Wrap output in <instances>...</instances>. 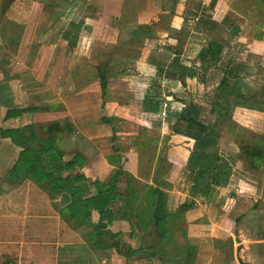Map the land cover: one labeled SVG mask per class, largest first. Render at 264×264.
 Here are the masks:
<instances>
[{
	"label": "rangeland",
	"instance_id": "rangeland-1",
	"mask_svg": "<svg viewBox=\"0 0 264 264\" xmlns=\"http://www.w3.org/2000/svg\"><path fill=\"white\" fill-rule=\"evenodd\" d=\"M213 1L124 0L122 3L113 0L110 9L112 16L121 17L119 23L126 29L132 28L131 22L137 19L138 11H146L144 17L140 16L145 23L144 29L139 28L137 36L133 38L135 40L132 39L129 44L142 57L148 53L155 57V51L159 52L169 45V38L175 34L179 35L180 41H188L185 31L190 32L191 27L197 31L202 23L210 29V33H206L210 35L205 36L208 41L224 43L220 66H211L208 83L202 85L194 82L193 87L187 90L191 96L187 97L165 89L160 79L152 76L154 70L149 72L150 67L136 62L108 65L105 42L107 33L109 37L113 36L110 35L112 31L108 30L110 24L103 25L96 21L102 31L97 32V29L95 37L98 36L104 42L98 50H94L92 42L75 49L77 43L70 45V42H76L73 39L68 40V46L64 43L57 49L49 48L53 37L54 40L59 39L62 28L58 26L49 33L50 24H45V17L49 13L61 16L67 10L68 21L73 17V13H70L74 0H0V85L1 80L2 85H8L6 90L0 89V102H10V107L35 109L29 115L11 119L4 125L25 127L35 124L40 138L53 140L57 148L65 153L67 160L73 159L76 154L85 158L83 167L67 171L68 174L84 173L100 181L105 189L116 185L121 193L112 204L117 216L113 223L107 224L105 232L108 233H99L94 227L85 224L79 225L76 230H81V245L66 246V249H71L73 256L69 261L60 259L59 264H217L232 254L230 243L219 236L234 234L236 212L228 215L219 202L223 198L229 199L233 192L227 188L221 197L216 194L209 196L211 187L206 189L214 178L219 179V186L223 188L230 186V182L234 184L232 175L235 162L232 160L231 164L225 159L223 168L217 174L197 178L188 169V160L194 151L195 138L201 137L200 127L177 121L175 113L182 111L189 102L198 101L200 120L214 129L211 139L214 141L218 136L220 154L241 153V140L229 146V149L219 144L229 117L218 112L214 101L218 96V86L226 77L227 83L252 91L258 98H252L251 105L258 108L255 110L264 112V0ZM86 5H92L89 9L93 14L96 9L104 8L102 0H87ZM226 11L231 16L221 19ZM153 14L159 17L155 18ZM183 17V25L174 29L171 23L180 21L182 24ZM235 25L241 27H238L241 33L237 37L232 35ZM140 33L145 37L139 36ZM190 36L188 38L193 49L198 43L208 42L191 40ZM255 36H259L258 42H253ZM149 37L152 39H147ZM113 50L119 52L117 54L133 51H126L118 45ZM116 59L120 58L117 56ZM163 71L165 68L158 69L159 74ZM103 74L108 79L105 91L101 81ZM4 81L7 82L4 84ZM139 83L150 89L146 92ZM144 96L150 100L159 97L169 104V108L163 113L149 114ZM179 101L186 103L181 104ZM238 107L231 108L232 116ZM178 135L193 138L194 141H189L194 143L193 146L173 140ZM246 139L252 142L250 135ZM1 149H4V153L7 151L3 147ZM121 153H126L129 159L127 167L123 169ZM27 180L30 179L25 178L18 183L25 184ZM13 182L16 181L0 176V185L3 187L14 185ZM232 184L230 189L234 187ZM26 185L31 188L37 183L28 182ZM156 186L166 192L168 210L177 213L170 225V235L164 239L153 221ZM49 194L52 202L62 200V194L58 192ZM186 202L192 203V206L180 212L181 205ZM208 203L211 205L208 214L203 216L204 211L198 209L192 216L201 224H206L203 219L209 216L215 219L214 225L210 221L208 226L204 225L206 228L196 232L199 237L202 234L207 237L200 244L189 236L187 214L196 205L205 207ZM59 206H54V209L69 223L70 211L64 208V204L62 208ZM91 223L100 225V215L96 210L92 213ZM50 238L48 242L37 241L34 245L55 253L53 248L59 243ZM68 238L79 239L77 245L81 241L78 235ZM117 242L122 252L117 250ZM132 249L138 251L134 256L130 255ZM212 250H222L221 258L219 253L213 258L206 255ZM59 252L63 255L64 250L60 249Z\"/></svg>",
	"mask_w": 264,
	"mask_h": 264
},
{
	"label": "crops",
	"instance_id": "crops-1",
	"mask_svg": "<svg viewBox=\"0 0 264 264\" xmlns=\"http://www.w3.org/2000/svg\"><path fill=\"white\" fill-rule=\"evenodd\" d=\"M102 1L104 8L96 9V13L93 14L90 13L89 9L92 7V5L85 6L87 0H74L71 5V9L73 11L70 13H73V17L69 18L68 21L67 15H69V11L67 10H65L61 16L60 14L56 15L54 13H49L47 17H45V24H50L49 33L51 31L53 32V30H55L54 28L58 26L59 28H62L59 39L54 40L53 37V40L51 41L52 43L48 45L49 48L57 49V46H61L64 43H66L68 46V40L73 39L77 43L75 49L78 47L82 48L85 46V44L92 42V44H94V50H98L100 49V45L104 44V42L98 39V36L95 37V31L97 29L99 30L97 32L102 31L101 28L96 25V21L101 22L103 25L110 24L111 27H109L108 30L112 31L110 35L113 36L109 37V34L107 33V41L105 42L107 44L106 48H108V50H106L108 54L106 63H108V65H126L136 62L146 68L150 67L151 69L149 68V72H153L154 70L155 73L152 76L159 78L160 84L165 89H167L169 92H176L175 94H178V96L187 95V97L191 96L187 90H190L191 86L193 87L194 82H199L202 85H206L208 83L211 66H220L225 45L223 42L218 40L213 41L209 39L210 41H208L205 36L210 35L206 34L210 33V29L204 26L203 23H200L201 25L199 26V29L197 28V31L193 29V27H191L192 29L190 32L185 31L187 32L188 41H180L178 38L179 35L175 34V36L169 38V45L165 46L159 52L155 51V57L148 55L149 53L147 56L142 57V54L135 52V49L129 46V44H131V40L137 36L139 28L144 29L143 24L145 23L142 21V18L144 15H146V11H138L137 19L135 22H131L132 28L127 27L128 29H126L123 28V26H121L119 23V19L121 17L119 15L112 16L111 14L112 12L110 9L113 6V0ZM118 1L124 3V0ZM143 1L146 2L151 0ZM152 1L158 2L159 0ZM82 11L85 14L82 13ZM234 12L236 13L237 11ZM229 13V11H226V13L222 15L221 19L231 16V13ZM153 17L158 18L159 16L158 14H153ZM176 17L179 18V16ZM183 20L184 17L182 18V24L180 21H173L171 23L173 25L171 26L173 28L175 27L174 29L177 30V27H181L183 25ZM71 22L82 24V28L77 39L72 38V35L69 39L64 38V34L68 30ZM235 26V29L232 27V29H234L232 30V35L237 37L241 33L239 32V28L241 29V27H239L240 25H238L239 28L237 25ZM218 27H221V25H218ZM136 28L137 30H135ZM134 30L135 32H133ZM141 34L142 33H140L139 36L145 37L143 34ZM195 34H197V36H195ZM189 35H191V40L198 39L202 42H208L205 44L198 43L196 48L193 49L192 44L189 42ZM120 38L123 40H120ZM147 39L151 40L152 38L149 37ZM134 40L135 39H133V41ZM258 40H260L259 36L258 38L255 36L253 42H258ZM116 44L126 51H133L130 53L123 52L121 54H117L119 52H115V50H113V47L117 46ZM210 47L214 54H210ZM117 56L120 59L117 60ZM197 66H199V68H197ZM160 67L161 69L165 68V71H163L161 74L158 72ZM174 69H176V71ZM189 72H194L195 75L191 77L188 75ZM6 82L7 81H4V84ZM7 86V83L2 85L1 80L0 89L6 90ZM139 86L142 88L145 87L144 89L146 92L148 89H150L148 88L149 86H145L144 84L140 85L139 83ZM241 89L247 95H252L254 98H258L252 93V91H248L244 87H241ZM146 99L147 97L144 96L143 101ZM195 101L192 102L198 104V101ZM161 102L160 110L155 113L149 112V114L153 115L165 112V101L162 100ZM179 102L183 104L185 101ZM0 106L3 107V109L0 110V129L14 128V126L6 127L4 123L17 117L5 120V116L8 110L21 107H10V102H0ZM255 109L258 108H254L252 105L249 107L239 106L236 108L234 115L228 119L223 127L222 137L219 141V144L222 145V148L227 147V149H229L228 147L236 143V141L247 138L249 135L252 136V134H258L264 137V112H260ZM30 113L31 112H25L20 117H23L24 115L26 116L27 114L29 115ZM173 140L182 141L184 142L185 146H193L194 144L189 142L194 141V139L188 137L187 135H178V137H174ZM250 140L252 142L257 141L254 138ZM1 147L5 148L7 151L5 153L2 152L4 149L2 150ZM20 150H22V148L14 144L10 138H3L0 135V176H2L4 179L8 180L9 174L12 172L13 167L19 158L21 152ZM186 150L189 152V149ZM222 156L231 164H233V161L235 162V171L232 175L234 184L230 182L232 185H234V187L233 189H230L231 184H229L230 186L224 188L223 186L212 185L209 196L216 194L221 197L227 188L233 192L231 193V197L229 199L223 198L222 202L220 201L219 204L221 205L223 211H226L228 215H232L236 212V224L234 227V234L231 233V235H224V237H222L223 235L219 236V238L227 239V241L230 243V247L233 249V252L230 256L227 255V258L225 257L226 260L224 262L217 264H240V259L249 264H264V164L250 166L244 160L239 158V154L236 155L228 153L226 156ZM228 156L231 158H228ZM28 182L33 183L32 180H27L25 184H19L17 181L13 182L15 184L11 185L10 187H3L0 185V264H59L60 259L69 261V259H71L73 256L72 251L70 248V250H68L65 247L81 245V230H76L77 227L73 226L72 224L70 225L66 218L62 216V214L60 215L58 210L56 211L54 209V206L56 207L57 201L52 202L51 195L49 194L50 192L38 185H33L34 187L29 188V186L26 185ZM226 197H228V195ZM232 201V207L230 209H226L224 207L226 202ZM57 204V207L59 204L63 206L61 202H57ZM61 206H59V208H62ZM196 206L195 208H191L187 214V218L190 223L189 236L190 238H193V241L196 243L203 244V240H206L207 237L204 234H202V237H199L196 232L206 228L204 225L208 226V222L210 221L212 222V225H214L213 222L215 219H212L209 216L207 219H203L206 224H201V221H197L195 219L196 217L192 216L197 213L196 210L198 209H202L204 211L202 214L205 216V214L209 213L208 210L211 205L208 203L205 205V207ZM71 235H78V237H80L81 241H78V245L77 240L79 239L73 240L72 238L74 236L69 239L68 236ZM196 236L198 240L196 239ZM50 237L57 240V244L59 243L53 248L55 253L46 252L44 249L41 250L38 248V246L34 245V243L37 241V243L40 241L48 242L51 239ZM60 249L64 250L63 255L59 252ZM218 253L219 258H221L222 250L208 251L206 255L213 258L214 255L216 256Z\"/></svg>",
	"mask_w": 264,
	"mask_h": 264
},
{
	"label": "trees",
	"instance_id": "trees-1",
	"mask_svg": "<svg viewBox=\"0 0 264 264\" xmlns=\"http://www.w3.org/2000/svg\"><path fill=\"white\" fill-rule=\"evenodd\" d=\"M213 2L215 3L216 1L214 0ZM81 28V23L71 22L68 30L64 34V38L69 39L72 35L73 38L77 39ZM70 44L73 46L76 42L72 41ZM211 50L209 51L210 54H214L213 50ZM188 75L193 77L195 73L189 72ZM101 81L103 90L105 91L108 83L107 76L104 74L101 75ZM227 82L228 79L224 78L218 86V96L214 104L218 106L217 109L220 114H225L231 118L232 114L230 110L232 107H249L251 105L250 100L254 97L244 93L237 84L231 85ZM161 101L159 97L151 100L146 99V111L158 112L161 107ZM34 110L33 107L10 109L6 113L5 120L21 116L25 112H32ZM175 117L179 122L184 121L200 127L199 134L201 137L195 138L196 143L194 151L188 160V169L197 178L203 175L217 174L223 168L222 166L226 161L220 154L218 136L214 141L211 139L214 129L200 120L199 105L193 102L189 103L182 111L176 112ZM36 127L35 124H29L25 127L0 129L1 137L10 138L14 144L22 148L8 179L19 182L28 178L50 193L58 192L62 194V200L60 201L59 199V201L64 204L65 209L70 211L69 223L75 224V227L85 224L94 227L99 233L105 232L107 224L113 223L117 216V213L112 208V204L121 196L118 188L114 185L112 188L105 189L100 181L93 180L84 173L78 175L68 174L67 171H72L78 166L83 167L85 158L80 154H76L73 159L67 160L65 153L57 148L53 140L40 138ZM251 137L257 141L249 142L246 138L242 139L239 158L250 166L264 164V137L258 134H252ZM121 159V168H126L129 161L127 154L121 153ZM220 184L219 179L214 178L206 190H208L209 186ZM155 196L153 221L159 235L164 239L170 235V225L173 219L177 217V213H171L168 210L166 192L159 186L155 188ZM232 205L233 201L226 202L224 207L230 209ZM191 206L192 203L188 202L182 204L180 212L186 211ZM95 210L100 215V225L91 223L92 213ZM116 247L119 252H122L119 242L116 243ZM137 252L132 249L130 255L134 256ZM240 264L249 263L240 259Z\"/></svg>",
	"mask_w": 264,
	"mask_h": 264
},
{
	"label": "built area",
	"instance_id": "built-area-1",
	"mask_svg": "<svg viewBox=\"0 0 264 264\" xmlns=\"http://www.w3.org/2000/svg\"><path fill=\"white\" fill-rule=\"evenodd\" d=\"M168 106H169V104L167 102H165V104H164L165 111L167 110V108H169Z\"/></svg>",
	"mask_w": 264,
	"mask_h": 264
}]
</instances>
